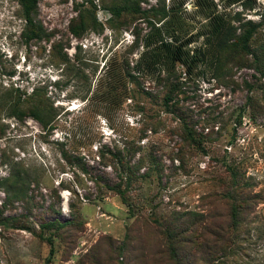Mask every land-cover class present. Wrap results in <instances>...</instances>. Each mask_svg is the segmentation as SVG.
<instances>
[{"label":"rangeland","instance_id":"rangeland-1","mask_svg":"<svg viewBox=\"0 0 264 264\" xmlns=\"http://www.w3.org/2000/svg\"><path fill=\"white\" fill-rule=\"evenodd\" d=\"M229 1L38 0L32 37L19 2L0 0V264H174L157 221L176 213L194 223L181 264H264V0ZM215 15L229 38L217 52L205 42ZM171 19L168 33L206 61L143 70L145 36ZM37 100L44 126L27 112ZM117 151L137 176L152 166L124 200L107 189L125 186L127 168L109 161ZM47 222L66 223L50 257Z\"/></svg>","mask_w":264,"mask_h":264},{"label":"trees","instance_id":"trees-1","mask_svg":"<svg viewBox=\"0 0 264 264\" xmlns=\"http://www.w3.org/2000/svg\"><path fill=\"white\" fill-rule=\"evenodd\" d=\"M22 8L23 13V19H25L26 25L30 28L29 29V35L36 36L37 35V27L35 23V13H36V4L38 0H17ZM237 1H241L242 5L249 6L252 4L253 0H230V3H234ZM122 9H126V6L123 5L120 7L115 6V8H111V13L115 16L119 15ZM172 12V11H171ZM212 24L211 29L208 31L206 35L205 42L208 44L209 49L211 50V47H214L216 52L220 51L223 47L226 46V43L228 41V34H225L226 31V23L223 21L222 17L220 15H215L211 17V20H209ZM175 22L174 20H169L165 24L157 27H153V31L147 34L143 40V47L144 50L139 56V60L137 64L140 66L142 64L143 70L148 72H154L157 69H160L162 66H169L171 67V70L169 72H173L175 65L179 62L185 65L187 72H190L192 67L196 64V62H201L206 59V56L203 52L199 53L196 52L195 56L188 55V49H186V46L190 41L191 38H185L180 39L179 33L176 31L173 34L168 33V29L170 28L171 24ZM250 24V23H249ZM80 28L84 27V24L81 20L80 22ZM179 31V30H178ZM254 31V28H248L245 30V32L238 37L236 44L239 45L242 49H248V41L252 35V32ZM227 32V31H226ZM157 36V39L155 36ZM215 57V55H214ZM206 61V60H205ZM167 80V79H166ZM169 85V89L166 91V93L163 96V104L165 106L166 111H170L168 108H170V104L173 101L174 97V91L176 89V85L173 82L166 81ZM5 99H9V102L7 104V107L9 109V114L21 118L23 115H25V108L23 107V100L19 97H15L13 95L6 96ZM6 100L3 102L1 101V105L5 103ZM45 104L42 102V100H37L32 102L30 104L27 112L30 114V116L38 121L42 126L46 125V120L48 117L47 110L45 108ZM49 109V106H47ZM49 113V112H48ZM190 131H186L185 138L187 141L193 143L196 142L195 139L192 137V134L189 133ZM199 142V141H198ZM140 149V146L133 145L132 147L129 146V149L126 150V154L128 157H130L131 153L138 152ZM203 149V148H202ZM204 150V149H203ZM110 154V160L113 161V163L116 162V164H121V168H127V163L123 162V156H121L120 152H108ZM101 157H105L104 153L101 152ZM115 159V160H114ZM108 161V160H107ZM142 161V158H141ZM151 166V163H150ZM152 167V166H151ZM149 167V170L143 173L142 175H135L134 172H131L128 170L127 176L125 177V186L124 188H120V185H117L116 187H110L107 186V189L115 191L117 194H119L121 200L125 199V195L127 192L128 187L131 185L132 181L134 179H138L141 177H148L150 176V171L152 168ZM136 169H139L136 168ZM123 170V169H122ZM120 178L123 179V175H118ZM233 178H231L233 185H237L238 183L234 177V174L232 175ZM11 180L9 179V182ZM12 183V182H10ZM7 184V185H10ZM4 185V181L0 182V186ZM9 188H5L6 190ZM115 188V189H114ZM8 191V190H7ZM13 197L16 199L22 198L24 196H20V193H22V189L18 188L16 190H13ZM234 192V191H233ZM229 193V192H227ZM225 197L235 198L231 195H226ZM237 203L235 201L232 202L230 207V216L232 220V225L236 227L239 224V208L236 205ZM189 214V213H187ZM190 215V214H189ZM180 216L178 213L175 214L174 217H170L168 220H164L162 222H158L157 224L159 228H162V234L164 235V248L165 251L169 254L170 258L172 259V262L174 264H181L182 255L179 252L178 246L183 240H187L188 234L192 231L191 228L194 227V223L190 224L186 221V217H176ZM66 223H56V222H47L44 224H41V228L45 231H51V233L47 237L42 238L45 239L47 244L49 245V257L53 254V246H52V240L54 237V234L58 232L60 227H64ZM223 251L226 249L225 247H222Z\"/></svg>","mask_w":264,"mask_h":264}]
</instances>
